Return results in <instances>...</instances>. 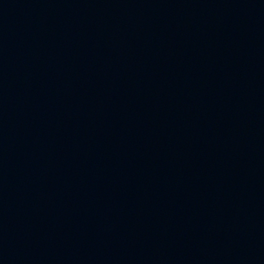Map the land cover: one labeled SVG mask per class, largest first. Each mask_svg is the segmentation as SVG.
<instances>
[{"label":"water","instance_id":"obj_1","mask_svg":"<svg viewBox=\"0 0 264 264\" xmlns=\"http://www.w3.org/2000/svg\"><path fill=\"white\" fill-rule=\"evenodd\" d=\"M0 264H264V0H0Z\"/></svg>","mask_w":264,"mask_h":264}]
</instances>
